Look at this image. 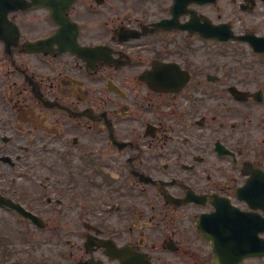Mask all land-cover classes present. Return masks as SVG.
Segmentation results:
<instances>
[{
	"label": "flooded vegetation",
	"instance_id": "af4514ba",
	"mask_svg": "<svg viewBox=\"0 0 264 264\" xmlns=\"http://www.w3.org/2000/svg\"><path fill=\"white\" fill-rule=\"evenodd\" d=\"M0 264H264V0H0Z\"/></svg>",
	"mask_w": 264,
	"mask_h": 264
}]
</instances>
